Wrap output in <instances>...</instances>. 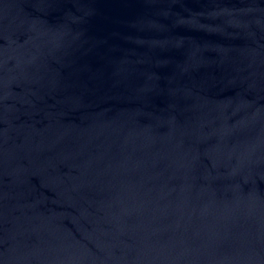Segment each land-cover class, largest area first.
<instances>
[{
	"label": "water",
	"instance_id": "obj_1",
	"mask_svg": "<svg viewBox=\"0 0 264 264\" xmlns=\"http://www.w3.org/2000/svg\"><path fill=\"white\" fill-rule=\"evenodd\" d=\"M0 264H264V0H0Z\"/></svg>",
	"mask_w": 264,
	"mask_h": 264
}]
</instances>
